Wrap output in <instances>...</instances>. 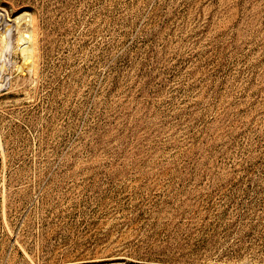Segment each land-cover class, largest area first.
<instances>
[{"label": "rangeland", "instance_id": "1", "mask_svg": "<svg viewBox=\"0 0 264 264\" xmlns=\"http://www.w3.org/2000/svg\"><path fill=\"white\" fill-rule=\"evenodd\" d=\"M21 8L0 264H264V0H0L12 40Z\"/></svg>", "mask_w": 264, "mask_h": 264}, {"label": "bare ground", "instance_id": "2", "mask_svg": "<svg viewBox=\"0 0 264 264\" xmlns=\"http://www.w3.org/2000/svg\"><path fill=\"white\" fill-rule=\"evenodd\" d=\"M11 20L16 27L13 40L10 37L11 33L9 32V26L0 29V69L4 68L3 56L8 50L10 44L13 42V52L18 56V61L15 64V70L17 73H23L25 70H32L35 64L36 43L38 36L36 37L33 12L29 8H21L13 13Z\"/></svg>", "mask_w": 264, "mask_h": 264}]
</instances>
